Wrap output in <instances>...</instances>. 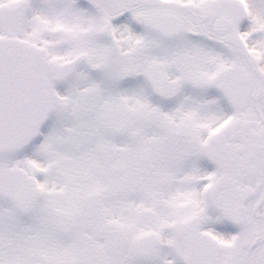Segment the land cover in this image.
Returning <instances> with one entry per match:
<instances>
[{
  "label": "snow or ice",
  "instance_id": "snow-or-ice-1",
  "mask_svg": "<svg viewBox=\"0 0 264 264\" xmlns=\"http://www.w3.org/2000/svg\"><path fill=\"white\" fill-rule=\"evenodd\" d=\"M0 264H264V0H0Z\"/></svg>",
  "mask_w": 264,
  "mask_h": 264
}]
</instances>
